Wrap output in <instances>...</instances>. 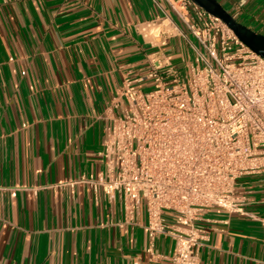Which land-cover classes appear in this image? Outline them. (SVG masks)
Listing matches in <instances>:
<instances>
[{
	"label": "crops",
	"instance_id": "obj_1",
	"mask_svg": "<svg viewBox=\"0 0 264 264\" xmlns=\"http://www.w3.org/2000/svg\"><path fill=\"white\" fill-rule=\"evenodd\" d=\"M217 1L236 20L255 12L264 35V0ZM168 16L166 0H0V264H170L151 260L143 227L116 226L102 191L62 187L105 171L108 108L155 51L136 26ZM237 186L250 216L205 213L201 264H264V175Z\"/></svg>",
	"mask_w": 264,
	"mask_h": 264
},
{
	"label": "built area",
	"instance_id": "obj_2",
	"mask_svg": "<svg viewBox=\"0 0 264 264\" xmlns=\"http://www.w3.org/2000/svg\"><path fill=\"white\" fill-rule=\"evenodd\" d=\"M166 1L173 17L136 26L155 51L108 108L105 171L62 187L86 184L119 204L116 226L143 227L152 261L201 264L208 234L197 222L214 208L250 216L237 182L264 175V58L192 0ZM158 236L174 240L171 256Z\"/></svg>",
	"mask_w": 264,
	"mask_h": 264
},
{
	"label": "water",
	"instance_id": "obj_3",
	"mask_svg": "<svg viewBox=\"0 0 264 264\" xmlns=\"http://www.w3.org/2000/svg\"><path fill=\"white\" fill-rule=\"evenodd\" d=\"M211 15L221 19L252 51L264 58V35L239 23L217 0H192Z\"/></svg>",
	"mask_w": 264,
	"mask_h": 264
},
{
	"label": "rangeland",
	"instance_id": "obj_4",
	"mask_svg": "<svg viewBox=\"0 0 264 264\" xmlns=\"http://www.w3.org/2000/svg\"><path fill=\"white\" fill-rule=\"evenodd\" d=\"M239 19L237 20L239 23H241L242 25L246 26V27H256L257 26V22H256V18L253 17V15H255V12L252 13H246V11L242 10L239 14ZM174 46L177 45V41H175V43L173 44ZM183 48H184V51L187 52L188 48H187V45L186 43L183 44ZM180 54H173V59H176L174 61L178 62L179 60V57H180ZM150 89V88H149ZM149 89H146V90H149Z\"/></svg>",
	"mask_w": 264,
	"mask_h": 264
}]
</instances>
